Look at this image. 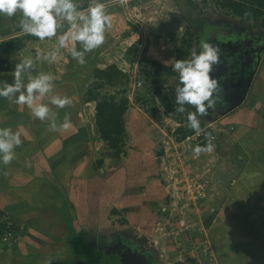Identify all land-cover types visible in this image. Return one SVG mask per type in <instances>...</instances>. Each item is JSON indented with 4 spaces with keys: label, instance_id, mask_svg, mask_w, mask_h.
I'll return each mask as SVG.
<instances>
[{
    "label": "crops",
    "instance_id": "crops-1",
    "mask_svg": "<svg viewBox=\"0 0 264 264\" xmlns=\"http://www.w3.org/2000/svg\"><path fill=\"white\" fill-rule=\"evenodd\" d=\"M259 71L246 101L218 120L235 128L225 138L229 149L219 148V152L240 172L225 191L226 198L211 226L219 264H264L263 63ZM9 76L11 73L5 75V81L14 83ZM52 94L72 99L64 108L49 104L51 119L57 124L66 116L70 119L71 127L66 130H52L51 119L41 121L26 105L0 97V128L19 131L22 140L12 161L0 163V210L13 214L18 225L15 240L0 249V264H82L73 252L76 242L96 233L99 226L98 211L104 207L100 204L102 183L98 186L93 181L105 162L99 160V147L107 143L96 125V102L81 100L71 83L54 88ZM41 103H49L48 97ZM125 120L132 149L127 151L123 166L131 180V172L139 170L137 162H144L139 163L143 168L156 163H151L153 147L148 142L152 134L144 135L147 149L143 150L138 147L137 133L142 122L144 130L150 129L148 122L153 119L130 107Z\"/></svg>",
    "mask_w": 264,
    "mask_h": 264
},
{
    "label": "rangeland",
    "instance_id": "rangeland-1",
    "mask_svg": "<svg viewBox=\"0 0 264 264\" xmlns=\"http://www.w3.org/2000/svg\"><path fill=\"white\" fill-rule=\"evenodd\" d=\"M181 1L183 0H100L105 4V11L112 17V24L106 30L105 42L86 54V63L84 64L78 63L71 56V48L80 49L79 42L69 41L66 47L58 49L57 59L49 62L43 59V55L56 45L55 36L40 40L24 33L19 28L16 23L17 16L3 18L6 28L0 31V82L5 81L7 73L12 75L15 64L20 59L24 56H31L33 75L40 72L52 74L54 88L61 84L71 83L78 91L81 100L84 101L87 98V92L90 89L95 90L98 83L102 82L96 78V69H106L110 65L116 64L122 71L118 85L115 87L106 85L95 91L100 94L101 98L112 95L120 99L125 97L126 93L128 94L131 77L134 76L135 69L137 70L136 79L141 86L136 92L135 100H129V108H135L140 115H148L153 119V122H148L150 129L146 127V130H144L146 124L141 121V128H137V133L140 140L138 147L143 150L144 147L147 149V146L143 145L146 139L144 135L147 132L152 134L151 137H148V142L150 145L152 143L153 147L150 150L154 159L151 163H156L151 167L143 168L144 162H139L142 164L141 166L137 162L139 170L131 172L133 178L130 180L127 169L123 166L127 151L132 149V144L127 142V138L124 148L126 154H123L122 160L113 156L115 153L107 144L99 147L101 156L99 160L103 159L105 162L101 172L96 173L93 182H97L98 186L99 183H102L103 194H101L100 204L104 207L98 211L101 220H98L99 226L95 228L97 232L93 233V236L92 233H88L87 238L77 241L73 251L88 264H97L94 258L98 248L94 240L98 236L99 239L108 237L111 241L119 239L124 242L126 240V243H132L140 236L142 245L147 248H143V250L147 253L146 256L151 264H184L183 261L186 262L183 256L180 257V252L178 253L166 234V229L169 227L168 215L174 211H177V214L181 213V210L172 209L168 202V193L159 174V163L163 142L173 137L172 130L191 131V128L188 125L187 116L181 117L161 107L156 86L147 79L145 73L140 69L148 67L155 70L156 68L153 66V61H155L172 70V63L176 60L178 48L190 40L195 43L198 37H204L209 31H221L236 27L264 36V27L260 25L261 20L257 22L253 17L247 19L236 16L230 9L222 8L217 0H192L196 12L206 20V23L200 28L201 30L190 31L184 18L185 7ZM75 2L81 9H86L91 0H75ZM181 26H183V30L179 31ZM68 27L66 21L61 22V26L57 29V35L66 32ZM14 39L21 40L23 45L18 46L17 50L10 53L3 51L1 45ZM37 53H40L39 58H37ZM160 73L167 80V85L162 89V93L170 97L172 89L175 90L178 83V74L174 72L173 76H168L166 72ZM9 78L14 81L13 76H9ZM25 82H27V77H25ZM153 115L156 119L153 118ZM203 122L205 123V121ZM175 132L177 133V131ZM226 148L229 149V147ZM157 153L159 154L157 155ZM213 157L214 163L212 162ZM206 162L216 165L214 168L217 174L215 183L218 187L214 191V196L204 209L184 210L181 215H190L195 224L194 234L203 237L209 234L210 243L216 251L215 241L211 239L210 232L213 231L211 226H213L214 219L226 198L225 191L232 181L239 178L240 172L227 158L223 160L222 156L217 157L213 152L209 153ZM140 168L143 169L142 172ZM97 206L99 205L96 204ZM164 208L168 212H164L162 210ZM214 208L218 209L216 213ZM132 210L134 213L131 212ZM217 227L221 226L215 228ZM97 243L99 251L103 250V243L101 241ZM179 259L182 262H177Z\"/></svg>",
    "mask_w": 264,
    "mask_h": 264
},
{
    "label": "clouds",
    "instance_id": "clouds-1",
    "mask_svg": "<svg viewBox=\"0 0 264 264\" xmlns=\"http://www.w3.org/2000/svg\"><path fill=\"white\" fill-rule=\"evenodd\" d=\"M13 16L18 17L16 23L24 33L40 40L56 37L54 48L43 55V59L49 62L57 59L58 49L66 47L69 41H76L80 43V49L71 48V56L80 64L86 63V54L105 42L106 30L112 24V17L105 11V4L100 0H91L86 9H81L75 0H0V17ZM63 21L67 22L68 30L57 35V29ZM182 30L183 26L179 31ZM39 57L40 53H37V58ZM219 61V48L201 40L198 46L192 48L190 58L176 59L172 63V70L178 74L175 111L185 113L186 106L191 108L187 111V121L189 127L197 134L201 131V118L214 112L222 102L220 81L212 74ZM32 66L31 56L20 59L12 73L14 83L0 82V97L14 99L18 105H26L31 114L41 121L51 119L49 104L64 108L72 103V99L52 94L54 76L46 72L33 75ZM45 96L48 97L49 103H41ZM70 127L71 121L67 116L60 124L51 119L52 130H66ZM206 137V145L194 147L195 155L214 151V137L210 133L206 134ZM21 143L19 131H13L10 127L0 128V163H10L14 158L15 147Z\"/></svg>",
    "mask_w": 264,
    "mask_h": 264
},
{
    "label": "built area",
    "instance_id": "built-area-1",
    "mask_svg": "<svg viewBox=\"0 0 264 264\" xmlns=\"http://www.w3.org/2000/svg\"><path fill=\"white\" fill-rule=\"evenodd\" d=\"M3 18L0 17V31L5 29ZM136 64V68H137ZM136 69L134 76L131 77L128 98L135 100L136 92L141 86L137 81ZM235 128L227 127L220 121L205 123L199 134L193 132L183 137L178 129L172 130L173 137L163 142L162 156L159 163V174L162 183L167 191V198L172 209L181 210H201L211 202L214 196L215 166L206 162L209 153L202 152L198 156L194 154L193 149L197 145H206L208 140L206 134L210 133L215 144L214 154L222 156L219 148L225 147V138L233 132ZM177 131V133L175 132ZM213 163L214 157H213ZM211 208V207H210ZM168 212L167 209H162ZM177 214V211L168 215L169 223L166 234L170 241L175 245L180 257H184V264H219L218 256L212 243H210L209 234L206 237L193 233L195 224L190 215ZM193 223V224H191ZM18 225L16 220L8 211L0 210V249L3 246L12 244L15 240ZM177 262H182L179 259Z\"/></svg>",
    "mask_w": 264,
    "mask_h": 264
},
{
    "label": "trees",
    "instance_id": "trees-1",
    "mask_svg": "<svg viewBox=\"0 0 264 264\" xmlns=\"http://www.w3.org/2000/svg\"><path fill=\"white\" fill-rule=\"evenodd\" d=\"M217 2L222 8L230 9L236 16L247 19L253 17L257 20V22L261 20L260 25L264 27V19H262L264 17V0H217ZM181 3L185 7L183 12L184 18L188 23V29L191 31L202 28L206 23V20L196 12L193 1L183 0ZM22 45L23 43L21 40L14 39L7 43H3L1 46L3 51L10 53L17 50L18 46ZM193 47L194 45L192 40L184 43L182 47L178 48L176 59H188ZM153 66H155V70L148 67H143L140 70L143 71L147 79L156 86L161 107L167 109L171 113H176L181 117H186L187 111H190L189 106H186L185 113H178L175 111V108L177 107L175 104V90L172 89L170 97L167 94L162 93V89L167 85V80L163 78L160 72H166L168 76H173L174 72L170 68L155 61H153ZM95 73L96 78L102 81L98 83V87L95 90H99L106 85L110 87L117 86L122 75V71L116 64L110 65L106 69L98 68ZM95 90L90 89L87 92L86 99L89 102L93 101L97 103L96 125L100 136L107 143L108 147L115 153L113 156L118 160H122L123 154H126L124 151L127 138L125 115L129 109L130 103L128 95L126 93V96L121 97L120 99L112 95L101 98L100 94H97ZM153 118L156 119L154 115ZM204 126L205 123L201 121V128ZM178 132H180L183 137H186L195 131L193 129H191V131H182V129H178ZM215 248L217 247L215 246ZM216 253L217 256H219L217 249ZM78 260H81L84 264H88V262H85L83 258L78 257ZM94 260H96L97 264H100L98 252Z\"/></svg>",
    "mask_w": 264,
    "mask_h": 264
},
{
    "label": "flooded vegetation",
    "instance_id": "flooded-vegetation-1",
    "mask_svg": "<svg viewBox=\"0 0 264 264\" xmlns=\"http://www.w3.org/2000/svg\"><path fill=\"white\" fill-rule=\"evenodd\" d=\"M201 40H206L219 48L220 61L225 60V63L222 66L219 65V63L216 64L214 66L212 74L215 77L222 75H227L228 77H230V79L225 83L226 88L231 89V79L235 77V74L233 73L237 74L240 68L238 64L240 63V60H238L239 57L244 56L241 62H243L244 59L246 61L242 72V75L244 77L248 76L249 72H253V70H260V67L264 60V36L260 33H253L249 30L230 27L221 31H209L204 35V37H198L196 42H193V45L198 46ZM259 54L261 55V62L259 66H257L258 64H256V59ZM253 83L251 89L253 87ZM245 84L246 79L243 80L239 86L242 87ZM189 110H191L190 107ZM215 111L210 112L208 116L201 118V120L204 121L210 116L214 117ZM91 238L93 239V237ZM101 238L105 239L102 240ZM101 238L99 239L98 236L95 240L93 239L98 248L100 264H151L150 260L146 256L147 253H145V251L143 250V248L146 247L142 245V241L140 240L142 238L140 236H138V239L134 240L132 243H126V240H124L123 242L119 239L116 241H111L108 239V237ZM98 241H101L103 243V250L101 251H99V245L97 243Z\"/></svg>",
    "mask_w": 264,
    "mask_h": 264
},
{
    "label": "water",
    "instance_id": "water-1",
    "mask_svg": "<svg viewBox=\"0 0 264 264\" xmlns=\"http://www.w3.org/2000/svg\"><path fill=\"white\" fill-rule=\"evenodd\" d=\"M260 52V49H259ZM244 56L239 57L238 60H240L239 66V70L235 74V77L233 79H231L232 82V87L231 89H228L225 87V83L227 80L230 79V77H228L227 75H222V76H216V78H218V80L220 81L221 87H222V91L220 93L221 97H222V102L220 104L217 105L216 110L215 111V115L210 116L208 119H205V123H212V122H216L218 120H220L221 118L227 116L228 114H230L231 112L235 111L236 109H238L247 99L252 83L254 81V78L256 77L255 75H257V73L259 72L254 71L253 72H249L248 76L244 77L242 75L243 72V68L245 66V59L243 62H241ZM261 62V55L259 54L257 56L256 59V64H258L257 66H259ZM225 63L224 61H220L219 65H223ZM237 63V62H236ZM234 68V67H233ZM246 79V84L242 87H240V83Z\"/></svg>",
    "mask_w": 264,
    "mask_h": 264
}]
</instances>
